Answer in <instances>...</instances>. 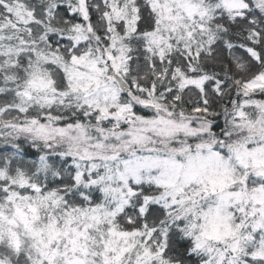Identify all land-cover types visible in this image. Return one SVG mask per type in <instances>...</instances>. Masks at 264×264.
<instances>
[{
	"label": "snow or ice",
	"instance_id": "6c2138e0",
	"mask_svg": "<svg viewBox=\"0 0 264 264\" xmlns=\"http://www.w3.org/2000/svg\"><path fill=\"white\" fill-rule=\"evenodd\" d=\"M0 264H264V0H0Z\"/></svg>",
	"mask_w": 264,
	"mask_h": 264
}]
</instances>
